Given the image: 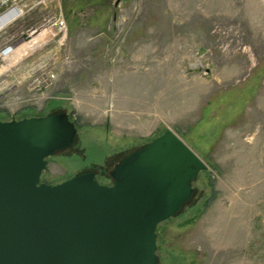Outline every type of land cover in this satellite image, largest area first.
<instances>
[{
	"label": "rangeland",
	"instance_id": "obj_1",
	"mask_svg": "<svg viewBox=\"0 0 264 264\" xmlns=\"http://www.w3.org/2000/svg\"><path fill=\"white\" fill-rule=\"evenodd\" d=\"M45 2L22 30L49 16ZM58 5L61 45L16 60L3 77L14 103L25 102L15 117L65 111L75 122V144L47 160L43 182L93 170L110 185L115 165L171 130L207 170L158 228L160 264H264V0ZM39 66L57 74L48 91H38ZM9 117L4 108L0 120Z\"/></svg>",
	"mask_w": 264,
	"mask_h": 264
},
{
	"label": "water",
	"instance_id": "obj_2",
	"mask_svg": "<svg viewBox=\"0 0 264 264\" xmlns=\"http://www.w3.org/2000/svg\"><path fill=\"white\" fill-rule=\"evenodd\" d=\"M77 135L65 111L0 120V264H160L158 227L192 200L206 164L166 130L115 165L110 185L93 170L44 183Z\"/></svg>",
	"mask_w": 264,
	"mask_h": 264
},
{
	"label": "built area",
	"instance_id": "obj_3",
	"mask_svg": "<svg viewBox=\"0 0 264 264\" xmlns=\"http://www.w3.org/2000/svg\"><path fill=\"white\" fill-rule=\"evenodd\" d=\"M45 1L47 0H0V19L11 14L7 16V22L0 27V112L4 111V108L8 109L10 118L15 117V113L20 110L19 108H23L25 102L14 103L15 100L11 98L10 94L15 86L9 80H6L5 75L13 71L16 60L27 57L50 43L61 45L67 32L65 17L62 10L58 11L59 6L55 3V0H49V6L53 9L49 11L48 17L41 20L42 22L39 25L34 24L29 31L22 30L21 24H24L28 18L38 14L34 12L35 9H39L40 6L47 9L46 6L48 5ZM46 31H48L47 39L44 40L38 37L39 33ZM27 44H33L34 48L25 50L18 57L16 53ZM42 68L45 67L39 66L37 69L43 76L38 81L39 87L37 88L38 91H48L56 81L57 74L53 70ZM4 76L6 79H3ZM3 96H5V99L2 98ZM7 97L8 99H6Z\"/></svg>",
	"mask_w": 264,
	"mask_h": 264
},
{
	"label": "bare ground",
	"instance_id": "obj_4",
	"mask_svg": "<svg viewBox=\"0 0 264 264\" xmlns=\"http://www.w3.org/2000/svg\"><path fill=\"white\" fill-rule=\"evenodd\" d=\"M55 3L58 5V0H55ZM59 6V5H58ZM41 7L42 6H40L39 7V9H35L34 10V12H38V11H40V10H42L41 9ZM9 15H11V14H8L7 16H9ZM7 16H5V17H3V18H1L0 19V27H2L6 22H7V20L6 19H8V17ZM7 17V18H6ZM38 37L39 38H43L44 40L45 39H47V37H48V31H46V32H41V33H39L38 34ZM28 48V49H27ZM34 48V46H33V44L32 45H30V44H27V45H25L21 50H19L17 53H16V55H18V57H20V54H22L23 52H25V50H31V49H33ZM55 112H59V111H55ZM55 112H52V113H55ZM52 113H48V114H52ZM47 114V115H48ZM11 120H13V119H15V120H20L19 118H15V117H13V118H10ZM2 121H5V120H2Z\"/></svg>",
	"mask_w": 264,
	"mask_h": 264
},
{
	"label": "trees",
	"instance_id": "obj_5",
	"mask_svg": "<svg viewBox=\"0 0 264 264\" xmlns=\"http://www.w3.org/2000/svg\"><path fill=\"white\" fill-rule=\"evenodd\" d=\"M47 114H48V113H45L44 115H35V117H42V116H46ZM30 117H32V116L30 115V116H27V117H26V116L23 115V117H18V118H19V119H23V118H30ZM15 118H16V117H15ZM4 119H5V121H10V120H11L10 117H9V118H4ZM69 119H70V121H72L70 115H69ZM72 122H74V121H72ZM74 123H75V122H74ZM200 174H202V172H201ZM54 184H55V183H54ZM163 224H164V223H163ZM161 225H162V224H161ZM161 225H160V226H161ZM160 226H159V227H160ZM159 227H158V228H159Z\"/></svg>",
	"mask_w": 264,
	"mask_h": 264
}]
</instances>
